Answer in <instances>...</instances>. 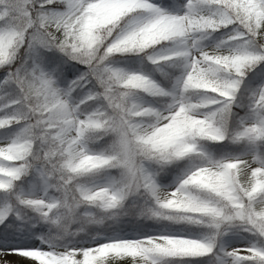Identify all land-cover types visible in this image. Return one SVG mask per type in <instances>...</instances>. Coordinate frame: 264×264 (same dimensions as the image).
I'll return each instance as SVG.
<instances>
[{"label": "snow or ice", "instance_id": "1", "mask_svg": "<svg viewBox=\"0 0 264 264\" xmlns=\"http://www.w3.org/2000/svg\"><path fill=\"white\" fill-rule=\"evenodd\" d=\"M0 264H264V0H0Z\"/></svg>", "mask_w": 264, "mask_h": 264}, {"label": "rangeland", "instance_id": "2", "mask_svg": "<svg viewBox=\"0 0 264 264\" xmlns=\"http://www.w3.org/2000/svg\"><path fill=\"white\" fill-rule=\"evenodd\" d=\"M8 259L12 260V259H15V257H8Z\"/></svg>", "mask_w": 264, "mask_h": 264}]
</instances>
